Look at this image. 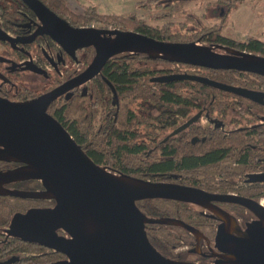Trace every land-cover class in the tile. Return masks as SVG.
Wrapping results in <instances>:
<instances>
[{
  "label": "flooded vegetation",
  "instance_id": "af4514ba",
  "mask_svg": "<svg viewBox=\"0 0 264 264\" xmlns=\"http://www.w3.org/2000/svg\"><path fill=\"white\" fill-rule=\"evenodd\" d=\"M146 1L148 0L139 1L138 5L140 2ZM198 1L158 0L156 5L160 7L155 5L147 9L139 5L143 12L136 15L143 20L145 26L161 29L166 20L152 21L148 17L149 13L160 15L162 13V10H159L161 5L179 4L187 20L185 17L174 18L173 20H185L186 28L190 30L189 33H194L196 36H200L201 31L204 30V37L200 36L195 37L194 40L186 39L171 43L204 46L214 54L219 55L233 56L242 53L264 58L263 55L240 48L237 43L248 39L264 43V31L259 35L239 39L232 34L231 30L228 33L225 32L227 16L232 10L228 11L218 0H200L203 4L192 9L189 8L192 3L197 4ZM245 1L247 0L242 3ZM248 1L253 4L252 10L256 15L261 16L264 13V0ZM200 7L202 11L200 15H197L195 11ZM254 16L252 15V17ZM57 17L72 28L129 31L158 41L170 42L141 34L123 26H74L64 18ZM211 18L215 21L206 22ZM216 35L229 39V42L215 38ZM94 54L95 49L92 45L77 46L74 42L57 35L46 27L44 22L23 0H0V98L12 102H24L43 95L80 74L91 62ZM160 59V57L157 59L144 53L134 52L113 55L93 78L67 90L51 102L47 112L56 120L60 119L62 123H67L68 127L72 126L71 123H76L80 135L83 131H81L79 123L89 121L92 123L93 130L97 131L101 129V123H106V125L110 123H144L145 120L138 119V116L147 113L148 120L146 123H156V143L154 146L156 158H167V155L164 154L166 153V143H168V148L173 152L171 158L187 159L204 156L205 162L206 157H216L217 160L213 163L204 162V167L173 168L170 171H159L160 174H171L166 179L143 180L199 189L211 195L243 196L261 203L264 196L257 198V192L243 195L239 190L242 187L251 188L252 191L255 190V187L264 188V75ZM116 65L126 68L121 79L128 84L124 86L118 84L117 78L112 74ZM191 69L194 70V73L190 72ZM202 69H204V88L159 87L155 85L157 82L182 80H159L171 75L186 74L199 77ZM209 71L231 72L234 78L233 84L227 86L254 92L258 94L257 100L224 91L208 84L207 81L226 85L221 81L208 79ZM199 89H204V95H192L193 91ZM143 90L167 91L174 98L194 97L196 100L172 102L168 106L160 103L144 105V110L134 109L135 114H137L135 120L123 119L120 121L118 108L121 99H119L118 94L121 92L136 93ZM97 95H100V99H102L100 103H97ZM68 102L74 106L72 114H68L63 107ZM150 116H152L151 119ZM165 125L168 126L167 129L164 128ZM68 133L70 134L69 131ZM80 140L86 142L84 138ZM77 144L84 153H86L85 149L91 146L89 141L81 145L78 142ZM96 148L94 146L93 150H97ZM97 152L100 153L98 150ZM97 165L116 175H121L119 171L113 172L104 165ZM22 166L23 163L21 162L0 159V174ZM33 180L40 182L36 179H23L0 183V197L5 198L4 201H0V264H50L49 257L56 262L66 259L63 253L50 249L39 242L29 240L15 232L16 224L20 222L25 213L33 209H48L55 204L52 200L54 203L50 207L40 202L41 205L38 204L37 208H31V205L25 206L22 200H41L42 198H22L5 193L7 191H42L44 188L41 182L34 188L28 185ZM155 200L172 202L178 211L179 207L185 208L183 214L178 213L171 218L181 220L194 227L200 234L196 237L189 232L193 241L178 247L181 248L178 253L190 252L193 258L190 262L198 264H211L214 260L210 255L216 251L213 240L217 226L223 221L220 211L232 218L236 224V228L233 227V230L235 229L233 233L236 235L244 229L246 223L256 220V217L248 209L235 203L211 200L205 206H201L191 202ZM57 234L66 237L62 230H57ZM53 253L54 255H52Z\"/></svg>",
  "mask_w": 264,
  "mask_h": 264
},
{
  "label": "water",
  "instance_id": "95a60500",
  "mask_svg": "<svg viewBox=\"0 0 264 264\" xmlns=\"http://www.w3.org/2000/svg\"><path fill=\"white\" fill-rule=\"evenodd\" d=\"M45 26L77 46L92 45L94 57L77 76L24 102L0 98V159L23 163L0 174V183L39 180L40 192L3 191L22 198L51 199L54 206L30 210L15 232L66 256L65 264H198L160 254L146 235L147 224L174 225L198 237L194 227L175 218H149L137 207L145 199H167L205 206L211 200L235 203L248 209L256 220L233 233L234 222L225 212L217 226L211 264H264V206L243 196L211 195L199 189L116 175L81 149L47 108L67 90L93 78L113 55L134 52L168 61L264 75V58L251 54L219 55L209 48L188 43L158 41L129 31L72 28L38 0H23ZM111 35L112 37H106ZM204 78L179 74L161 81ZM221 90L257 100L258 94L207 81ZM179 130V129H178ZM2 192V191H1ZM62 230L66 237L59 236Z\"/></svg>",
  "mask_w": 264,
  "mask_h": 264
},
{
  "label": "trees",
  "instance_id": "16d2710c",
  "mask_svg": "<svg viewBox=\"0 0 264 264\" xmlns=\"http://www.w3.org/2000/svg\"><path fill=\"white\" fill-rule=\"evenodd\" d=\"M44 6H46L55 15L64 18L69 24L74 26H91V25H105V26H120L133 29L141 34L152 36L158 39H162L170 42H181L187 40H194L195 37H204V30L201 31L200 36L189 33L190 30L186 28L187 17L184 16V12L180 5L171 4L165 5L159 8L162 10L160 15L155 13H149V19L152 21L166 20L161 29H152L145 26L143 20L139 18L135 13L127 14H103L97 13L96 9L92 6L85 7L83 12H76L71 9L65 0H39ZM244 0H218L223 4L228 11L235 9ZM158 3V0H148L143 3H139L141 7L150 9ZM156 7H160L156 5ZM185 17L184 21L173 20V18ZM221 38L225 42H229V39H225L216 35L215 38ZM203 40V38H202ZM240 48H245L248 52L263 55L264 56V43L248 39L246 41L237 42ZM232 45L231 43H227ZM159 59V57H156ZM160 60H164L161 58ZM125 67L116 65L114 66L112 74L117 78L118 84L124 86L128 84L125 80L121 79L125 72ZM106 70V67H105ZM191 73L194 70L191 69ZM209 78L211 80H218L226 85L233 84V76L231 72L222 71H209ZM199 77L204 78V69L199 73ZM257 84V83H256ZM156 86H180V87H192V88H204V82L199 80L182 79L170 82H157ZM246 85V84H245ZM247 86V85H246ZM217 93V91H215ZM203 94L204 89L193 91L192 95ZM231 95V94H229ZM120 100L118 117L120 121L128 119L129 121L135 120V108L144 110V105L166 104L167 106L172 102H184L195 101L196 98L179 99L174 98L172 94L167 91L154 92L150 90H143L134 93L118 94ZM121 96V98H120ZM97 103H100V95H97ZM230 101V99H227ZM68 114H72L74 110L73 104L68 102L63 106ZM134 112V113H133ZM147 113L138 116V119H144V123H101L100 130L94 131L92 123L83 122L79 123L82 135L79 134L76 123H71L72 126L68 127L67 123H62L60 119H57L74 137V139L81 145L86 142H90L91 146L85 149L88 156L97 164L108 167L111 171H119L121 175H127L135 178L149 179L152 181L166 179L171 176L170 173H158L159 171H170L173 168H197L204 167V156L191 157V158H179L170 157L173 152L168 148L169 144L166 143L167 158H156L155 143H156V123H146L148 120ZM152 116H150L151 119ZM112 125V126H111ZM168 126H164L167 129ZM84 138L86 142L80 140ZM97 147V150H93V147ZM99 148V149H98ZM217 158H207L205 163H213ZM38 181H30L28 185L34 188L39 185ZM30 186V187H31ZM242 187L239 192L243 195H249L250 193L257 192V198L264 196V188ZM4 197H0V201H4ZM19 200V199H17ZM25 206L31 205V208H37L40 202L47 206H52L53 201L51 199H24L22 200ZM37 205V206H36ZM140 211L149 218H171L176 214H183L185 208L179 207V211L174 206V203L163 200H143L136 202ZM30 208V209H31ZM42 208V207H41ZM148 240L153 247L163 256L182 261H191L192 254L190 252L174 253V250L183 245L193 241L192 235L185 229L174 225H160V224H147L145 227ZM54 255V253L52 254ZM50 264H65L66 259L61 261H52L49 257Z\"/></svg>",
  "mask_w": 264,
  "mask_h": 264
},
{
  "label": "rangeland",
  "instance_id": "374dc122",
  "mask_svg": "<svg viewBox=\"0 0 264 264\" xmlns=\"http://www.w3.org/2000/svg\"><path fill=\"white\" fill-rule=\"evenodd\" d=\"M68 5L78 12H83L84 8L80 7V5H92L97 7L98 11L103 14H127V13H135L141 14L143 11L138 5L139 1L145 0H66ZM74 3H78L76 6ZM199 4H203L200 0L197 4H191L189 8H195L199 6ZM76 6V7H75ZM253 4L248 0L244 3L238 5L234 10L228 13L227 16V24L225 32L231 30L234 36H237L239 39H244L246 36L259 35L264 31V13L261 16L256 15L252 10ZM202 8H198L195 12L197 15H200ZM252 15H255L252 17ZM174 19V18H173ZM212 19V18H211ZM208 19V21H215L214 19ZM234 228H236V224H234ZM235 231V229L233 230ZM241 232V231H240ZM240 232L238 234H240ZM178 250H174V253H178Z\"/></svg>",
  "mask_w": 264,
  "mask_h": 264
},
{
  "label": "crops",
  "instance_id": "0c3cea01",
  "mask_svg": "<svg viewBox=\"0 0 264 264\" xmlns=\"http://www.w3.org/2000/svg\"><path fill=\"white\" fill-rule=\"evenodd\" d=\"M66 1V0H65ZM67 2V1H66ZM68 4V3H67ZM74 5H76V6H78L79 4L78 3H74ZM69 6V5H68ZM75 6V7H76ZM88 6H92V5H87V6H85V5H80V7H83V8H85V7H88ZM70 7V6H69ZM92 7H94V6H92ZM71 8V7H70ZM95 9H96V11H97V13H100L99 11H98V9H97V7H94ZM77 11V10H76ZM109 14H112V13H109ZM116 15V14H115Z\"/></svg>",
  "mask_w": 264,
  "mask_h": 264
},
{
  "label": "bare ground",
  "instance_id": "6f19581e",
  "mask_svg": "<svg viewBox=\"0 0 264 264\" xmlns=\"http://www.w3.org/2000/svg\"><path fill=\"white\" fill-rule=\"evenodd\" d=\"M261 204L264 206V199H262Z\"/></svg>",
  "mask_w": 264,
  "mask_h": 264
},
{
  "label": "built area",
  "instance_id": "2783aa9c",
  "mask_svg": "<svg viewBox=\"0 0 264 264\" xmlns=\"http://www.w3.org/2000/svg\"><path fill=\"white\" fill-rule=\"evenodd\" d=\"M179 250L181 249V248H178ZM175 250H177V249H175Z\"/></svg>",
  "mask_w": 264,
  "mask_h": 264
}]
</instances>
